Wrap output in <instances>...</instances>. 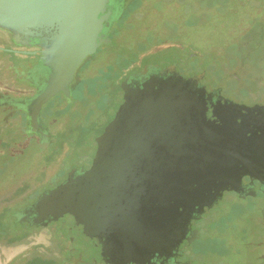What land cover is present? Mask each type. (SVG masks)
Instances as JSON below:
<instances>
[{
	"label": "flooded vegetation",
	"instance_id": "af4514ba",
	"mask_svg": "<svg viewBox=\"0 0 264 264\" xmlns=\"http://www.w3.org/2000/svg\"><path fill=\"white\" fill-rule=\"evenodd\" d=\"M220 31L225 36L218 43L209 35ZM108 38L76 68L70 95L58 92L41 106L40 125L49 138L33 172L18 167L19 162L10 164L13 154L8 152L17 144L25 150L36 136L27 134V111L0 104V154L6 167L0 166V172L9 166V172L18 169L0 177V264H92L86 263L81 243L79 249L74 245L78 236L98 248L94 264H264V61L249 59L264 40V0H124ZM39 57L37 47L16 44L0 28V98L24 101L37 91L41 77L33 69ZM82 78L89 87L81 84ZM170 78L188 84L207 125L234 153L227 157L233 166L212 171L213 179L195 200L178 204L170 221L176 239L163 246L157 241L103 246L64 216L44 226L17 218L72 169L91 166L94 134L106 127L102 122L113 95L123 103L124 87L133 90L150 79L159 83ZM228 80L233 91L225 92ZM57 126L60 131H53ZM225 192L245 207L220 230L216 224L231 209L214 207ZM29 197L33 199L23 205Z\"/></svg>",
	"mask_w": 264,
	"mask_h": 264
},
{
	"label": "water",
	"instance_id": "95a60500",
	"mask_svg": "<svg viewBox=\"0 0 264 264\" xmlns=\"http://www.w3.org/2000/svg\"><path fill=\"white\" fill-rule=\"evenodd\" d=\"M123 1L0 0V28L16 44L38 48L33 73L41 77L28 99L0 98V104L26 109V131L37 136L39 148L49 138L40 125L41 106L58 92L70 95L76 68L109 41ZM124 88L123 103L96 138L91 166L72 169L43 191L17 214L20 221L44 226L64 216L103 246H163L176 239L170 221L178 204L195 200L212 171L233 166L229 144L207 125L184 80L150 79Z\"/></svg>",
	"mask_w": 264,
	"mask_h": 264
},
{
	"label": "rangeland",
	"instance_id": "374dc122",
	"mask_svg": "<svg viewBox=\"0 0 264 264\" xmlns=\"http://www.w3.org/2000/svg\"><path fill=\"white\" fill-rule=\"evenodd\" d=\"M218 30H220V29H218ZM214 35H216V36H214ZM209 36L215 37L214 39L216 40V42L221 43V41L224 40L223 36H225V35H223L222 32L221 33L216 32V34L213 33L212 35H209ZM262 56H264V40H262L260 42V44L256 48H254V50L251 53V56L249 57V59H250L251 62H257L259 58L262 61H264V58ZM263 67H264V62H263V64L260 67L261 68V72H263V70H262ZM87 82H88V80H85L84 78L81 79V84L85 83L86 84V87H89L88 84H87ZM223 83L227 85V88L224 90L225 92H227V91H233V83L232 82H230L228 80V81H224ZM239 91L240 92L238 94H240V95H244V93L246 92L243 89H239ZM113 97H114V99H113ZM117 97H119V96H117ZM120 97H122V96L120 95ZM118 100L119 99L116 98L115 95H113L112 98H111V100L109 101L108 105L106 104L108 106V111H107V114L105 116L104 121L102 122V125H103L102 127L103 128L113 118V116L115 115L117 109L119 108L120 104L122 103V102H119ZM54 128L55 129H53V131H55V132L60 131V126H57V127H54ZM101 129L102 128H98L95 131L94 140L99 135V133H101ZM16 140H20L21 143L24 141L23 138L20 139V137H16ZM37 142H38V138L36 136H34V137H31L29 139V141H28V143L26 145L25 150L23 149L21 151L22 148L21 149L19 148V144L15 145L16 146L15 149L8 150L9 154H13V157L10 156L12 158V161H11L10 164H13L14 165V163L19 162V164L17 165L18 167H24V168L26 167L25 168L26 170H28L29 172H33L34 167L35 166H38V164H37L38 158H40L43 155H45V151L43 149L39 148V144ZM24 143L26 144V141H24ZM21 146H24V145H21ZM53 146H51V148ZM0 151H1V149H0ZM73 151H75V150H73ZM19 152H21V154H19ZM50 152H52V150H50L49 153ZM94 153H95V150H94ZM14 156H18V157H14ZM3 157L4 156L2 154H0V162H1L0 166L2 168L4 167V162H3L4 160H1ZM6 158L9 159V156L7 155ZM18 160H21V162L18 161ZM14 161H16V162H14ZM88 161H89V159H85L83 161H80V160L77 161L76 159L74 160V162H77V163H80L81 162L80 164H87ZM4 168H6V167H4ZM8 168H10V166ZM8 168H7L6 173H4L3 171L0 172V175H1L0 177H4L5 175L8 176L11 173V171H17L18 170L17 168L16 169H10L11 171L9 172V169ZM0 170H2V169H0ZM21 198H19V200L17 201L18 203L22 201ZM32 199H33V197L32 198L29 197V199H26V200L24 199V201L22 202V204L23 205H25V204L27 205V204H29V202ZM244 203L245 202H243L242 200L235 199L232 194H230L228 192H225L223 194L222 199L218 202L217 205H215L214 208L217 209L218 208V205H221V206L223 205L225 207L226 206H230V209H231L232 212L230 211V214L227 215L226 218L223 221L218 222L216 224V227L218 229L222 230L225 227V223L230 218H234L235 217V214H233V213H236L240 209H242L243 207H245V206H243V205H245ZM253 211L255 212V209ZM228 212H229V210H228ZM253 215H255V214L253 213ZM207 222H208V220L206 221V224H207ZM78 237H77L78 242H75L74 245H76L77 246V249H79V243H81L80 244V247L85 249V251L83 253V255H84L83 257H84L86 263H92V264H94L97 260H99V251H98V248L90 240H87V239L84 240L82 237H80V238H78ZM206 241L209 242V243H211V241L209 239H207ZM211 245H213V244L211 243ZM216 246H217V244H215L213 247H216Z\"/></svg>",
	"mask_w": 264,
	"mask_h": 264
}]
</instances>
